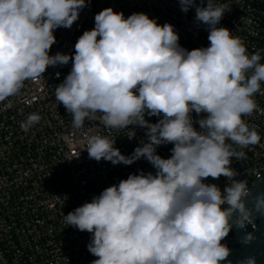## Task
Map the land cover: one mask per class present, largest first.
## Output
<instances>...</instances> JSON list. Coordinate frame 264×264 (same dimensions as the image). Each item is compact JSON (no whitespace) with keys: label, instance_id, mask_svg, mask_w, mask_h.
<instances>
[{"label":"clouds","instance_id":"obj_1","mask_svg":"<svg viewBox=\"0 0 264 264\" xmlns=\"http://www.w3.org/2000/svg\"><path fill=\"white\" fill-rule=\"evenodd\" d=\"M178 3L184 13L194 9L195 21L208 32L207 46L188 50L172 24L142 12L125 18L108 7L95 15L73 54L50 55L55 30L70 29L86 0H0V101L49 67L71 61L55 99L74 129L97 122L82 149L96 161L129 166L144 159L155 170L131 173L63 215L66 227L91 234V264H233L223 242L228 235L235 229L245 247L257 240L264 192L253 193L248 181L236 179L232 162L261 140L244 117L264 111L255 100L264 96V55L249 53L239 36L220 26L229 3ZM40 120L30 113L21 129ZM129 126L145 129L147 139L126 156L100 128ZM168 144L165 158L157 149ZM221 177L227 180L223 188L206 182ZM235 264L258 261L248 255Z\"/></svg>","mask_w":264,"mask_h":264},{"label":"built area","instance_id":"obj_2","mask_svg":"<svg viewBox=\"0 0 264 264\" xmlns=\"http://www.w3.org/2000/svg\"><path fill=\"white\" fill-rule=\"evenodd\" d=\"M217 2L231 6L220 26L239 36L249 53L259 51L264 55V0ZM86 3L70 29L55 30L56 43L50 55L73 54L78 38L94 27L95 15L108 7L123 12L125 18L142 12L158 24H172L180 37L179 44L188 50L209 43L205 27L195 21L194 9L182 12L178 0H86ZM71 67V61L64 66L49 67L42 78L25 81L18 95L0 101V264H91L96 259L87 248L91 234L66 227L63 215L90 202L93 196L131 173L155 171L144 159L126 166L89 158L82 149L84 138L97 130V122L86 121L85 128L74 129L71 116L55 99V86ZM255 100L264 110V96L256 95ZM30 113H38L41 120L25 132L21 122ZM146 119L156 122V117ZM244 119L256 128L261 140L244 149V159L234 158L232 167L238 173L236 179L248 181L251 187L264 171V111ZM129 131L135 132L131 139ZM145 132L136 126L123 130L100 128V134L115 138L114 147L126 156L146 141ZM171 148V144L163 145L157 152L167 158ZM206 182L223 188L227 180L209 178Z\"/></svg>","mask_w":264,"mask_h":264},{"label":"water","instance_id":"obj_3","mask_svg":"<svg viewBox=\"0 0 264 264\" xmlns=\"http://www.w3.org/2000/svg\"><path fill=\"white\" fill-rule=\"evenodd\" d=\"M253 193L264 192V171L259 176V178L251 185ZM257 230L255 235L257 240L254 241L250 246H243L239 242L240 233L235 229L228 235V237L223 241L232 249V255L229 257L235 264V261L243 258L244 256L252 255L255 256L258 264H264V219H257ZM248 232H252L251 226L247 229Z\"/></svg>","mask_w":264,"mask_h":264}]
</instances>
